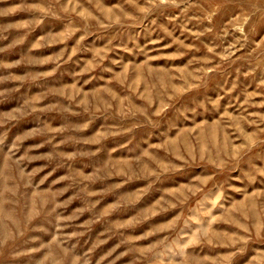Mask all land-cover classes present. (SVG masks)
I'll return each mask as SVG.
<instances>
[{
	"label": "rangeland",
	"instance_id": "obj_1",
	"mask_svg": "<svg viewBox=\"0 0 264 264\" xmlns=\"http://www.w3.org/2000/svg\"><path fill=\"white\" fill-rule=\"evenodd\" d=\"M0 264H264V0H0Z\"/></svg>",
	"mask_w": 264,
	"mask_h": 264
}]
</instances>
